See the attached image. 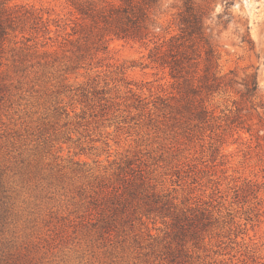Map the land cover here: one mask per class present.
Instances as JSON below:
<instances>
[{
    "label": "rangeland",
    "instance_id": "obj_1",
    "mask_svg": "<svg viewBox=\"0 0 264 264\" xmlns=\"http://www.w3.org/2000/svg\"><path fill=\"white\" fill-rule=\"evenodd\" d=\"M183 1H160L159 36ZM193 1L217 67L202 53L187 81L152 43L107 35L79 59L68 0L8 1L29 12L0 56V264H173L166 201L210 222L178 261L264 264V0Z\"/></svg>",
    "mask_w": 264,
    "mask_h": 264
},
{
    "label": "trees",
    "instance_id": "obj_2",
    "mask_svg": "<svg viewBox=\"0 0 264 264\" xmlns=\"http://www.w3.org/2000/svg\"><path fill=\"white\" fill-rule=\"evenodd\" d=\"M8 1L0 0V56L9 30L14 29V19H20L29 12L26 10L22 14H16L15 10L9 7ZM68 1L82 21L72 27V33L66 34L62 46L71 44L79 59H84L87 54L92 59L98 52L105 50L107 46L104 37L109 35L125 41L140 42L146 46L152 43L148 57L160 66L167 67L171 77L177 81L188 80L186 76L195 72L191 71V68L198 65L202 53L205 54L209 72L217 67L214 43L205 32L204 13L193 0L183 1L176 15L178 32L168 36H159L155 31L154 12L160 6L161 0ZM34 18L37 20L35 23H41V16L34 15ZM55 23L60 27L58 20ZM42 28L44 34L48 35L47 38H51L48 20L42 24ZM72 35L76 37L72 38ZM156 209L159 207L153 205L147 210ZM190 209H178L172 202L167 201L161 203L159 209L166 211L163 216L172 219L171 232L180 239L175 247L171 242L165 246L164 253L171 256L170 261L173 264H187L185 260L178 261L176 253L184 251L187 256L190 246H186L189 241H192L194 248H202L205 238L203 231L210 224L209 220L206 221L207 216L202 217L203 211L195 213L189 211Z\"/></svg>",
    "mask_w": 264,
    "mask_h": 264
}]
</instances>
